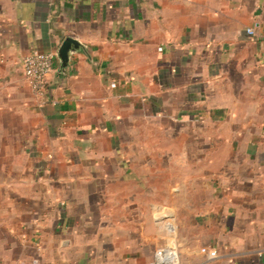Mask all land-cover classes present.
<instances>
[{
	"label": "crops",
	"instance_id": "0c3cea01",
	"mask_svg": "<svg viewBox=\"0 0 264 264\" xmlns=\"http://www.w3.org/2000/svg\"><path fill=\"white\" fill-rule=\"evenodd\" d=\"M34 49L55 55L43 95ZM170 244L264 264V0H0V264Z\"/></svg>",
	"mask_w": 264,
	"mask_h": 264
},
{
	"label": "built area",
	"instance_id": "2783aa9c",
	"mask_svg": "<svg viewBox=\"0 0 264 264\" xmlns=\"http://www.w3.org/2000/svg\"><path fill=\"white\" fill-rule=\"evenodd\" d=\"M248 32L254 34V30L249 28ZM55 55L51 52L39 49L32 50L23 59V70L32 89L37 94L43 95L46 90L47 79L54 69ZM112 87H116V82H112ZM210 259L218 257L216 248L203 247ZM149 264H182L181 254L176 245H163L156 249L153 259Z\"/></svg>",
	"mask_w": 264,
	"mask_h": 264
},
{
	"label": "water",
	"instance_id": "95a60500",
	"mask_svg": "<svg viewBox=\"0 0 264 264\" xmlns=\"http://www.w3.org/2000/svg\"><path fill=\"white\" fill-rule=\"evenodd\" d=\"M83 47V44L78 39L72 36L66 37L57 52L61 67L66 68L70 62L72 53L79 51Z\"/></svg>",
	"mask_w": 264,
	"mask_h": 264
}]
</instances>
